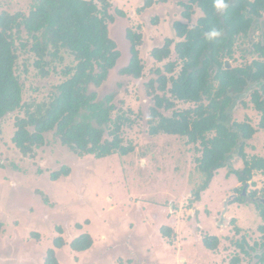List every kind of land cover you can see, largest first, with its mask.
I'll return each instance as SVG.
<instances>
[{"label":"rangeland","instance_id":"rangeland-1","mask_svg":"<svg viewBox=\"0 0 264 264\" xmlns=\"http://www.w3.org/2000/svg\"><path fill=\"white\" fill-rule=\"evenodd\" d=\"M155 1L152 7L143 9L145 0H109L115 15L109 24L110 35L117 41L121 56L103 83L90 84L87 92L97 93L96 100L115 94L114 116L122 112L130 118L122 136L125 144H134L133 151L100 159L79 155L49 133L46 145L37 149L34 157L23 156L11 137L14 119L23 116L24 110L2 121L0 154L7 167H0V264H46L47 250L54 248L53 240L59 235L66 241L56 249L60 264H232L237 254V264H257L261 251L246 255L236 241L242 236L249 246L262 241L258 227L264 224V207L259 203L264 202V175L254 174L256 184H247L248 192L256 194L254 199L245 195L247 200L231 201L238 196L235 188L242 184L234 174L228 175L229 168H222L201 192L200 200L191 203L192 194L205 178L196 168L199 154L183 138L163 133L153 136L147 131L154 105L148 93L153 89L149 82L156 87L158 76L176 77L180 70V64L173 73L165 68L167 62L177 58L174 49L161 62L152 57L151 50L162 46L167 37L178 40L172 25L182 19L181 7L174 2ZM31 3L0 0V12L28 11ZM116 9L124 15H117ZM195 12L194 21L201 14L198 9ZM129 29L142 35L138 49L144 69L140 78L120 72L131 57ZM64 55L65 60L56 63L55 71L50 68L47 76L39 75L32 65L33 53L20 55L17 73L24 101L49 100L53 87L65 80L60 70L72 63V56ZM250 60L247 55L245 63ZM227 62L230 66L242 63ZM245 99L248 102L250 97ZM183 106L178 102L176 107ZM251 106L249 102L248 107L236 103L233 119L248 118L257 126L260 116ZM246 151L264 157V129L248 141ZM242 165L237 158L231 167ZM63 166L69 167L66 176L52 181L51 172ZM165 225L174 230L172 236L163 235L161 227ZM81 234L90 235L93 244L86 251H74L70 243ZM207 235L218 238L217 249L205 247L203 239Z\"/></svg>","mask_w":264,"mask_h":264},{"label":"trees","instance_id":"trees-1","mask_svg":"<svg viewBox=\"0 0 264 264\" xmlns=\"http://www.w3.org/2000/svg\"><path fill=\"white\" fill-rule=\"evenodd\" d=\"M158 2H174L181 7L182 19L172 25L178 40L165 38L162 46L151 50V55L161 62L174 49L177 58L167 62L165 68L173 73L180 64V70L176 77L158 76L156 87L153 81L149 82L153 89L148 93L154 105L147 131L153 136L163 133L183 138L199 154L195 164L205 178L204 184L192 194L191 203L200 200L201 192L222 168H229L228 175L234 174L242 184L235 188L238 196L231 201L247 200L245 195L254 199L256 194L248 192L247 184H256L254 174L264 175V157L249 155L246 148L258 130L264 129V0H227L228 7L223 13L214 9L213 0ZM154 3L155 0H145L143 9ZM111 8L109 0H32L28 11L0 12V133L5 117L23 109L25 114L14 119L11 137L23 156L34 157L36 150L46 145L49 133L72 152L98 159L114 153L125 155L135 149L132 142L125 144L122 136L130 118L122 112L114 116L115 94L96 100L97 93H87L90 84L103 83L121 56L109 33V24L115 17ZM196 9L201 14L194 21ZM116 14L124 15L120 9H116ZM213 28L220 29L222 34L213 40L205 39V33ZM127 37L131 57L120 72L140 78L144 69L138 49L142 35L129 29ZM25 52L33 53L32 65L41 76H47L50 68L55 71L56 63L65 60L64 54L73 58L71 64L60 70L65 80L53 87L47 101L23 100V84L17 70L20 55ZM247 55L251 60L245 63ZM227 60L244 64L227 67ZM248 96V102L260 116L257 126L248 118L233 119V107L238 102L248 107L245 99ZM178 102L185 106L176 107ZM237 158L243 165L235 169L231 164ZM0 167H7L1 154ZM68 171L69 167L63 166L52 171L50 178L55 181ZM259 203L264 207V202ZM261 217L264 219V212ZM2 229L0 221V234ZM258 229L262 233L260 243L249 246L242 236L236 244L246 255L260 250L256 263L264 264V224ZM161 231L166 237L174 234L167 225ZM203 242L207 249L218 248L219 240L214 235L205 236ZM65 244L61 235L55 237L54 248L47 250L45 263L60 264L56 249ZM92 244L88 234H81L70 243L74 251H86ZM239 261L237 254L231 263Z\"/></svg>","mask_w":264,"mask_h":264},{"label":"clouds","instance_id":"clouds-1","mask_svg":"<svg viewBox=\"0 0 264 264\" xmlns=\"http://www.w3.org/2000/svg\"><path fill=\"white\" fill-rule=\"evenodd\" d=\"M213 7L217 12L223 13L228 7V2L227 0H213ZM221 34L222 31L220 29L213 28L207 33H205V39L213 40L218 38Z\"/></svg>","mask_w":264,"mask_h":264},{"label":"water","instance_id":"water-1","mask_svg":"<svg viewBox=\"0 0 264 264\" xmlns=\"http://www.w3.org/2000/svg\"><path fill=\"white\" fill-rule=\"evenodd\" d=\"M109 33H110V30H109ZM111 36V35H110ZM112 37V36H111ZM112 39L116 42V44H117V41L112 37ZM118 48V47H117ZM120 51V50H119ZM121 52V51H120ZM226 66L227 67H229L230 65H229V63L226 61ZM264 201V200H263Z\"/></svg>","mask_w":264,"mask_h":264}]
</instances>
